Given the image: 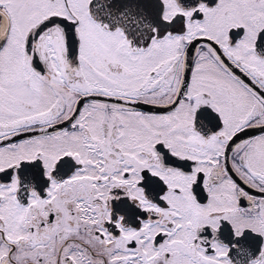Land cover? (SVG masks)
Returning <instances> with one entry per match:
<instances>
[{"label":"snow or ice","instance_id":"6c2138e0","mask_svg":"<svg viewBox=\"0 0 264 264\" xmlns=\"http://www.w3.org/2000/svg\"><path fill=\"white\" fill-rule=\"evenodd\" d=\"M0 264H264V0H0Z\"/></svg>","mask_w":264,"mask_h":264}]
</instances>
